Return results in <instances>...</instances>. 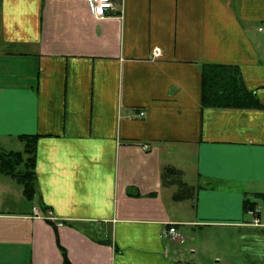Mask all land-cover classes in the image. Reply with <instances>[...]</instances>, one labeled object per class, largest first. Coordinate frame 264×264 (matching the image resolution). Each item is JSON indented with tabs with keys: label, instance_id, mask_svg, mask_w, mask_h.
I'll list each match as a JSON object with an SVG mask.
<instances>
[{
	"label": "crops",
	"instance_id": "crops-1",
	"mask_svg": "<svg viewBox=\"0 0 264 264\" xmlns=\"http://www.w3.org/2000/svg\"><path fill=\"white\" fill-rule=\"evenodd\" d=\"M112 1L0 0V264H264V0Z\"/></svg>",
	"mask_w": 264,
	"mask_h": 264
},
{
	"label": "trees",
	"instance_id": "trees-1",
	"mask_svg": "<svg viewBox=\"0 0 264 264\" xmlns=\"http://www.w3.org/2000/svg\"><path fill=\"white\" fill-rule=\"evenodd\" d=\"M239 74L235 67L220 64H206L202 68V83H203V102L205 104L227 106V105H256L252 92L247 91L239 81ZM27 142V154L32 153L33 143ZM15 161L22 160L18 153H12ZM4 158V159H3ZM2 158V168L7 170L11 160L8 162L5 157ZM10 158V157H8ZM33 158L29 157L26 160V171L22 175L25 183V192L28 195L32 193L31 182L34 178L33 175ZM255 205V202L249 199L245 201V210H249Z\"/></svg>",
	"mask_w": 264,
	"mask_h": 264
},
{
	"label": "built area",
	"instance_id": "built-area-1",
	"mask_svg": "<svg viewBox=\"0 0 264 264\" xmlns=\"http://www.w3.org/2000/svg\"><path fill=\"white\" fill-rule=\"evenodd\" d=\"M92 9V13L95 16L102 17L107 14H109L110 10L113 8V1L112 0H86ZM111 14V13H110ZM260 30L264 29V25L259 26ZM143 112H140L142 114ZM255 207L250 208L247 210V212L250 214L251 219L253 222H259V212H260V206L259 205H254ZM34 209H36L34 207ZM36 212V210H35ZM58 224H61V222H58ZM167 237L173 241H178L182 239V236L179 235L173 225H170L167 228V231L164 232Z\"/></svg>",
	"mask_w": 264,
	"mask_h": 264
},
{
	"label": "rangeland",
	"instance_id": "rangeland-1",
	"mask_svg": "<svg viewBox=\"0 0 264 264\" xmlns=\"http://www.w3.org/2000/svg\"><path fill=\"white\" fill-rule=\"evenodd\" d=\"M6 156H8L7 154H5V160H7L8 162H10L11 160H13V161H15V159H12V158H15L14 156H9L10 158H8V157H6ZM259 202H261V201H259ZM264 203V202H263ZM262 203V204H263ZM256 205V204H255ZM253 207H255V206H253ZM260 208V207H259ZM264 212V211H263ZM261 213H262V210H261V208H260V212H259V215H261ZM252 217V216H251ZM259 218H260V216H259Z\"/></svg>",
	"mask_w": 264,
	"mask_h": 264
}]
</instances>
